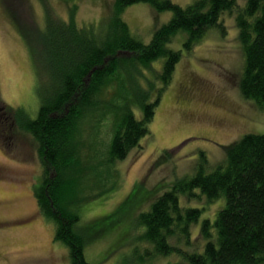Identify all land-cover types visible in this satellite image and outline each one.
<instances>
[{"label":"rangeland","instance_id":"rangeland-1","mask_svg":"<svg viewBox=\"0 0 264 264\" xmlns=\"http://www.w3.org/2000/svg\"><path fill=\"white\" fill-rule=\"evenodd\" d=\"M171 1L185 6L193 0ZM113 8L114 0H0V96L20 121L36 117L47 91L52 55L41 49L43 41L47 43L63 21L77 27L92 24L88 29L101 35ZM120 17L135 37L148 43L171 12L155 13L149 3L138 2L126 6ZM221 23L223 31L208 29L188 51L183 47L185 33L176 34L168 47L179 49L181 55L164 87L159 77L162 59L148 67L137 65L134 71L121 64L113 76L105 78L101 101L74 141L81 161L75 170L82 177L76 201L80 222L89 226L92 236L85 248L92 264H187L176 252L138 261L140 255L145 257L146 248L152 249L140 239L138 214L176 181L193 176L200 163L206 164L202 163L206 170L217 166L232 141L246 133H264V109L239 91L244 58L234 16L224 13ZM136 54L120 49L115 56ZM190 83L200 89L193 98L185 91ZM161 87L149 133L124 158L107 162L112 128L122 106L134 104V114L140 118L138 103L144 97L153 99ZM185 98L187 106L181 104ZM3 136L0 264H71L67 247L54 239V223L39 212L34 187L41 181L43 167L34 139L20 128L8 140ZM180 203L202 211L190 226L189 244L179 240L177 245L186 251L200 249L205 242L200 234L202 220L213 222L224 198L208 201L194 189L190 196L181 194Z\"/></svg>","mask_w":264,"mask_h":264},{"label":"trees","instance_id":"trees-1","mask_svg":"<svg viewBox=\"0 0 264 264\" xmlns=\"http://www.w3.org/2000/svg\"><path fill=\"white\" fill-rule=\"evenodd\" d=\"M138 2L149 3L155 13L171 12L169 20L154 30L148 43L135 37L120 17L126 6ZM224 13L234 16L244 58L238 80L240 94L264 109V0H193L185 6L171 0H114L113 15L106 20L101 35L95 36L88 29L92 24L77 27L72 21H63L49 41H43L41 49L52 57L47 91L35 118L20 121L15 109L0 96V135L8 140L15 128H20L34 139L43 167L41 181L34 187L39 212L54 223V239L67 247L71 264H92L85 255L92 236L89 226L80 222L76 201L82 177L75 170L81 161L74 141L101 101L99 93L105 78L113 76L121 64L134 71L137 65L148 67L162 59L159 77L164 87L181 55L168 43L178 32H184L183 47L191 50L208 29L217 27L223 31ZM120 49L136 52V57L115 56ZM106 57L109 60L105 62ZM163 87L153 99L144 97L138 103L140 118L134 114V104L126 102L122 106L121 116L112 128L107 162L124 158L149 133V122ZM201 159L206 162L203 155ZM202 163L193 176L176 181L138 214L140 239L152 248H146L145 257L140 255L138 261L176 252L187 264H263L264 133H246L229 143L225 159L210 170ZM194 189H199L208 201L223 197L224 205L213 222L202 220V248L186 251L177 243L182 240L189 244L190 226L202 209L182 206L180 195L190 196Z\"/></svg>","mask_w":264,"mask_h":264},{"label":"flooded vegetation","instance_id":"flooded-vegetation-1","mask_svg":"<svg viewBox=\"0 0 264 264\" xmlns=\"http://www.w3.org/2000/svg\"><path fill=\"white\" fill-rule=\"evenodd\" d=\"M193 83V82H192ZM190 83L189 85H187L185 88V91H187V94H192V98L195 97V95L199 94L200 89L198 87L193 86L194 84ZM199 90V91H198ZM184 104V106H187L189 104V99L185 98L184 100H182V103ZM191 114V113H189Z\"/></svg>","mask_w":264,"mask_h":264}]
</instances>
